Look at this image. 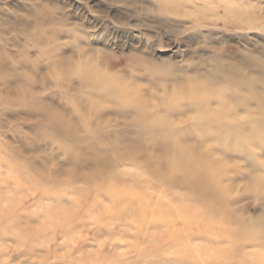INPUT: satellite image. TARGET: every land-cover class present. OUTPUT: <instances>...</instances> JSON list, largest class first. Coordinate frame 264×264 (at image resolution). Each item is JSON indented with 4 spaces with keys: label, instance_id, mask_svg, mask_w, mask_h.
Wrapping results in <instances>:
<instances>
[{
    "label": "bare ground",
    "instance_id": "obj_1",
    "mask_svg": "<svg viewBox=\"0 0 264 264\" xmlns=\"http://www.w3.org/2000/svg\"><path fill=\"white\" fill-rule=\"evenodd\" d=\"M42 51L50 67L38 75L36 64L33 70L0 49V166L20 187L16 193L24 187L59 204L38 213L21 198L0 195V243L11 235L19 246L50 248L61 232V245L71 248L84 240L87 221L108 233L115 223H134L135 243L148 240L143 255L164 264H264V208L246 219L234 196L242 184L245 194L264 201V63L252 69L245 60L219 59L197 72L163 64L162 73L145 72L143 85L108 73L89 52L75 61ZM19 113L38 144L60 145L63 162L47 157L38 168L3 142L2 131L12 128L5 117ZM119 122L127 128L116 129ZM10 132L23 138L19 129ZM144 149L152 150L145 177ZM125 165L138 174L122 171ZM233 167L239 170L226 184ZM3 183L9 184L0 175ZM158 186L181 190L172 196L176 207L156 197ZM70 196L71 205L64 204ZM195 239L209 243L185 254Z\"/></svg>",
    "mask_w": 264,
    "mask_h": 264
},
{
    "label": "rangeland",
    "instance_id": "obj_2",
    "mask_svg": "<svg viewBox=\"0 0 264 264\" xmlns=\"http://www.w3.org/2000/svg\"><path fill=\"white\" fill-rule=\"evenodd\" d=\"M0 49L12 61L26 60L31 69L37 68L38 75L45 71L42 67H50L41 55L43 49L75 61L89 52L103 62L108 73L135 79L143 85L147 84L143 81L145 72L152 68L162 73L163 64L184 72L188 67L194 71L198 66L212 69L219 59L245 60L252 69H258L264 63V0H0ZM40 79L44 80V76ZM50 93L45 92V96ZM5 119L12 128L2 131L3 142L22 150L23 156L33 160L38 168L47 157L63 162L60 145L38 144L24 114ZM116 124L120 131L127 128L120 122ZM15 128L23 138L10 132ZM143 152L145 177L146 157L152 156V150ZM235 163L245 165L241 159H235ZM121 170L132 177L138 174V169L131 165ZM238 170L233 167L228 172L226 184ZM0 175L5 183L9 182L1 185L0 195L23 199L33 212L42 213L46 207L59 204L42 200L39 193L24 187L20 194L16 193L20 187L11 181L7 167L0 166ZM130 176L126 185L132 184ZM172 187L158 186L154 192L158 199L176 207L178 203L172 196L181 190ZM234 196L240 200L239 214L246 219L257 218L264 208V201L245 194L242 184L234 189ZM71 199L72 196L64 198V204L71 205ZM161 207L155 204L153 208ZM38 220L32 222L36 224ZM87 222L82 227L84 240L71 248L61 245L65 240L61 232L54 234L50 248L39 244L32 248L19 246L15 237L6 235L0 243V264H164L158 257L143 255L148 240L143 238L135 243L134 223H115L108 233L109 228L98 229ZM148 229L152 231L150 225ZM203 243L195 239L185 254H194ZM208 243L206 240L204 244ZM166 258L173 259L175 255L169 253Z\"/></svg>",
    "mask_w": 264,
    "mask_h": 264
}]
</instances>
